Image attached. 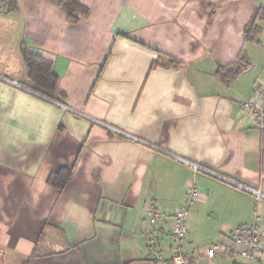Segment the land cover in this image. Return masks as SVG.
<instances>
[{"label":"crops","instance_id":"crops-1","mask_svg":"<svg viewBox=\"0 0 264 264\" xmlns=\"http://www.w3.org/2000/svg\"><path fill=\"white\" fill-rule=\"evenodd\" d=\"M79 1L90 14L75 25L60 0L0 2V264H156L147 210L173 216L191 186L185 256L248 264L205 253L264 222V200L187 162L264 195V132L242 109L264 81V22L259 43L245 38L264 0ZM23 47L53 62L64 103L29 89ZM242 53L252 68L217 79ZM64 168L59 191L47 179ZM171 227L159 223L166 259Z\"/></svg>","mask_w":264,"mask_h":264},{"label":"built area","instance_id":"built-area-1","mask_svg":"<svg viewBox=\"0 0 264 264\" xmlns=\"http://www.w3.org/2000/svg\"><path fill=\"white\" fill-rule=\"evenodd\" d=\"M54 102V101H53ZM243 111L249 114L254 125L264 132V81H259L253 89L251 98L243 104ZM169 154V153H167ZM196 171H201L219 180L234 185L237 188L245 189L256 194L258 199L264 200V195L249 189L238 182L229 179L207 169L203 166L187 162ZM201 200V193L193 186L189 187L184 201L178 211L171 217H165L154 205H150L147 210L148 225L150 227V239L148 242V252L155 260L156 264H193L183 253L181 244L187 239L190 233L189 220L191 217V207L196 201ZM163 220L172 221L171 237L175 248L170 258L166 259L157 249L160 243L159 223ZM230 235V240L226 244L213 245L206 250V258L214 259L219 253L236 254L251 264L252 261L262 252L264 247V222L256 217L251 225L234 228Z\"/></svg>","mask_w":264,"mask_h":264},{"label":"trees","instance_id":"trees-1","mask_svg":"<svg viewBox=\"0 0 264 264\" xmlns=\"http://www.w3.org/2000/svg\"><path fill=\"white\" fill-rule=\"evenodd\" d=\"M0 2L5 5L8 13L18 11L17 0H0ZM59 6L67 13V22L72 25L78 24L90 14V10L81 4L79 0H60ZM262 22H264V8H259L255 11L245 28L247 42L259 43L258 39L262 34L260 26ZM22 56L28 71L29 89L45 98L64 103L65 96L58 92L59 78L54 73L53 62L29 53L25 47L22 48ZM156 65L154 64L152 69ZM169 65L176 67L179 63L171 59ZM251 68L252 63L246 58L245 53H242L241 58L236 63L226 67L220 66L216 72V78L230 86L235 83L241 74ZM72 174L73 169H61L48 177L47 184L54 189L62 191L71 180ZM24 264H28V261Z\"/></svg>","mask_w":264,"mask_h":264}]
</instances>
